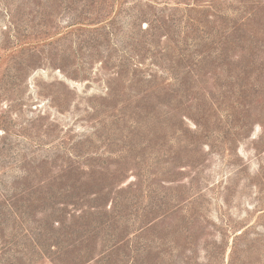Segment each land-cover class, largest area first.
<instances>
[{
	"label": "rangeland",
	"instance_id": "obj_1",
	"mask_svg": "<svg viewBox=\"0 0 264 264\" xmlns=\"http://www.w3.org/2000/svg\"><path fill=\"white\" fill-rule=\"evenodd\" d=\"M0 264H264V0H0Z\"/></svg>",
	"mask_w": 264,
	"mask_h": 264
}]
</instances>
